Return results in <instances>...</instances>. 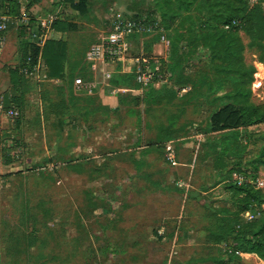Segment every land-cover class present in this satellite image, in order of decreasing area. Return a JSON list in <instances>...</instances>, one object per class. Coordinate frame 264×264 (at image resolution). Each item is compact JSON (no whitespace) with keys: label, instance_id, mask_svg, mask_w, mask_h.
Here are the masks:
<instances>
[{"label":"rangeland","instance_id":"374dc122","mask_svg":"<svg viewBox=\"0 0 264 264\" xmlns=\"http://www.w3.org/2000/svg\"><path fill=\"white\" fill-rule=\"evenodd\" d=\"M45 1L40 14L62 7L75 26L70 45L87 51L107 35L113 14L147 13L159 0H89L87 15L65 0ZM27 4L18 3L21 16L28 14ZM31 22L22 25L26 38L41 44L33 38L38 21ZM189 25L177 19L168 29L172 42L177 31L189 39ZM239 34L245 61L256 68L251 101L263 103L264 44L255 45L254 35L243 30ZM135 42L149 55L157 50L153 38ZM185 46L173 71L171 50L161 59L171 76L161 97L149 103L150 87L137 91L133 81L135 89L117 92L115 110L98 95L50 82L42 69L29 74L16 94L20 101L13 86L8 96L0 95V157L11 166L0 174L2 264H264L252 254L229 257L227 248L239 242L235 235L222 237L246 222L232 202V173L245 171L254 185L264 182V124L244 129V142H229L231 151L222 153L220 133L204 132L212 113L231 102L222 96L239 76L219 72L220 61L213 63L202 48ZM90 72L83 76L109 93L110 81ZM6 103L21 110L20 120L7 117ZM167 136L177 165L167 159L165 144H156ZM178 178L188 182L187 190Z\"/></svg>","mask_w":264,"mask_h":264},{"label":"trees","instance_id":"16d2710c","mask_svg":"<svg viewBox=\"0 0 264 264\" xmlns=\"http://www.w3.org/2000/svg\"><path fill=\"white\" fill-rule=\"evenodd\" d=\"M40 1L29 0L26 5L27 10L40 3ZM66 1L78 14L87 15L90 11L88 7L89 0ZM11 4L12 6H9L5 0H0V6L4 10L8 7L9 11L7 10V12L18 14V1H12ZM151 8L147 13H138L133 16L140 17L143 14H148L153 17L158 15L169 38L168 29L172 27L177 19L190 21L188 32L191 37L189 39L179 31H177L176 39L173 42L170 39L171 61L173 62V65L169 68L170 72L174 70V65L179 63V58L176 55L179 52L178 50L181 49V44L186 42L185 47L194 46L208 52L213 63L220 61L221 64L216 65L219 72L234 73L239 76V80L236 81L237 83L232 91L222 96V98L231 99V102L219 107L215 113H212L204 132L205 135L220 133L221 137L224 138L221 142V152L228 153V151H231L228 146L229 142L235 144H237V140L244 142V129L264 124V102L256 104L251 101L253 95L251 86L254 81L256 68L253 65H247L244 55L245 44L239 34V31L243 30L248 35H254L255 43H253L260 47L263 46L264 11L262 6L250 7L248 0H159ZM226 25H230V28L225 29ZM69 28L70 24L67 21L53 23L52 30L46 39L43 49L26 38V28L20 26L17 29L19 54L21 56L19 65L11 70L10 73L15 101H20V96L16 94L22 90L25 80H29V76L24 73V70L27 67L32 70L37 65L40 55L46 64L47 76L50 79L62 80L63 86L67 84L69 88H75L74 81L76 77H82L85 81L92 80L83 76L85 73H91L85 63V55L81 61L80 70L74 77H72L74 71H70L67 76L65 74L67 62L66 34ZM153 39L158 43L159 38L157 36L153 37ZM162 64L164 65V61H162ZM119 71L120 66H117V72L113 74L109 83L112 88L135 89L131 84L133 81L137 89L140 88L135 81L134 74H122ZM71 78L72 81L70 80ZM64 79L65 81H63ZM161 87L150 86L147 103L152 100H158L161 97ZM134 100L139 105L144 103V99L141 97H134ZM120 102L121 98H119ZM6 106L7 109L12 106L18 108L13 104L7 105L6 103ZM158 140L157 145L165 144L166 146L171 139L167 136L163 140H161V137ZM234 172H239L249 178L245 171L235 170ZM250 179L252 178L250 177ZM232 183L229 189L233 198L232 202L238 208L237 216L243 217L246 222L242 226L238 222L231 230L222 234V237L226 239L235 235L234 239L239 242V245L237 244L238 246L236 245L237 247L235 246V248L228 247L227 254H230L229 257H234L242 252L256 255L260 260L264 261V210H262L264 193L252 183H244L241 186H238L233 181ZM257 210H261V212L259 213ZM247 212L254 215L253 220L248 221L244 217ZM258 214L261 215L257 217ZM207 233L210 241L212 240L215 243L219 241L213 230H209ZM160 238L162 239V237Z\"/></svg>","mask_w":264,"mask_h":264},{"label":"built area","instance_id":"2783aa9c","mask_svg":"<svg viewBox=\"0 0 264 264\" xmlns=\"http://www.w3.org/2000/svg\"><path fill=\"white\" fill-rule=\"evenodd\" d=\"M248 1L252 7L261 5L264 11V0ZM31 20L32 18L28 15L7 14L3 7L0 6V57L3 53L5 38L10 28L13 26L18 29L22 25L32 24V22L30 23ZM111 20L107 35L85 51V62L95 76L100 75L104 80H112L115 70H108L107 66L116 65L120 66V73L135 75V81L140 86L137 91H143L150 86L160 87L165 82H168L170 74L162 64L161 59L164 55L170 53L171 40L166 34L160 17L158 15L151 17L148 14H143L140 17L113 14ZM234 24L236 23L234 22ZM229 28L230 25L225 26V29ZM155 36L159 38L156 47L163 46L162 53L160 50H155L154 54L147 55L143 50L138 48L135 42V38L137 37L153 38ZM33 37H37V35L34 33ZM40 69L38 61L37 66L32 68V70L26 68L24 73L30 76L29 74H37ZM96 83H98L96 80L85 81L82 77H76L74 81L75 91L94 95L98 90V84ZM117 90L128 91L129 89L122 88L114 91ZM5 113L11 120H18L22 117L21 110L14 106L8 108ZM173 146L172 143L166 144L164 146L165 152L167 159L174 165H177L176 151ZM231 178H233L232 181L238 186L244 183L254 184L252 179L246 178L244 174L239 172H233ZM177 185L185 190L189 188V184L185 179H179ZM255 186L262 188L264 187V182L258 181ZM244 217L248 221L254 219V215L250 212L244 214Z\"/></svg>","mask_w":264,"mask_h":264},{"label":"crops","instance_id":"0c3cea01","mask_svg":"<svg viewBox=\"0 0 264 264\" xmlns=\"http://www.w3.org/2000/svg\"><path fill=\"white\" fill-rule=\"evenodd\" d=\"M5 1L9 4V6H12V4H11L12 1H18V3H19L20 1H23V0H5ZM24 1H26L27 3L29 2V0H24ZM45 3H46L45 0H41L40 3L35 4L27 12L28 13L27 15H29L30 18L35 19V21H38V23H37L38 25L36 27H34V29L36 30V31L34 30V33L37 35V37H33V38L34 39L38 38L39 41H41V39H42V43L41 44H38L36 42L35 43L38 46H40L41 49H43V46H44V44L46 42V38L50 34V32L52 30L53 23H55L57 21H67L70 24L69 31L66 34L67 62H66V66H65V71H66L65 74L67 76L68 73L72 69L76 68L79 65V63L83 60L84 55L86 53V52H84L85 48H83L81 50V48L79 46L75 47V46L70 45L69 34H70L71 31L74 30L75 26L73 25L74 22H72L71 20L65 18V16H64L65 10L62 11V7H61V9H58L56 12H54L52 14H48L47 17H43L40 14L43 11L42 10L43 7H45L44 6ZM8 9H9L8 7L5 9V13L10 14L9 12H7ZM45 13L46 12H44V14ZM18 14H20V10H19ZM11 15H14V14H11ZM17 32H18V30L15 27L12 26L10 28L6 38H5V43H4V46H3V53H2V55L0 57V95L1 94L4 95V93L7 95V94L10 93L9 91L11 90V87H12L10 73H11V70L15 69L19 65V62H20V58H19V38H18V33ZM156 48H157V51L160 50L161 53L163 52L162 51L163 50V46L162 45H161V47L157 46ZM38 61H39V67L42 69V71H46L47 67H46L45 61H44V59L42 58L41 55H40ZM86 65L88 67V64H86ZM107 69L111 70V71L115 70V73L117 72V66L116 65L107 66ZM45 75H46V77L48 79L49 77L47 76V71L45 72ZM61 81L62 80H59V79H50V82L61 83ZM63 81H65V79ZM107 85L111 89L109 91V93H107L108 91L106 92V90L101 89L100 91L99 90L96 91V93L94 95H88V96L98 95L102 105L110 107L112 109H117V107L119 106V97L117 96V92H119L121 90H117V91H114V90L122 89V88H117V87L112 88L109 83ZM77 93L78 92H76V94ZM78 94L83 95L85 93H78ZM22 115H23V113H22ZM169 143H171V142H169ZM10 167H11L10 165L5 164L4 162H2L1 161V157H0V174L6 173L9 170ZM162 235H163V232L161 230V237L163 239L164 236H162ZM187 242H189V240ZM0 264H2L1 258H0Z\"/></svg>","mask_w":264,"mask_h":264},{"label":"bare ground","instance_id":"6f19581e","mask_svg":"<svg viewBox=\"0 0 264 264\" xmlns=\"http://www.w3.org/2000/svg\"><path fill=\"white\" fill-rule=\"evenodd\" d=\"M256 86H259L258 84H256Z\"/></svg>","mask_w":264,"mask_h":264}]
</instances>
